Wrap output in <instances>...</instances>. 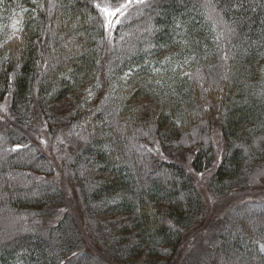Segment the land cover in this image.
<instances>
[{
  "label": "trees",
  "instance_id": "16d2710c",
  "mask_svg": "<svg viewBox=\"0 0 264 264\" xmlns=\"http://www.w3.org/2000/svg\"><path fill=\"white\" fill-rule=\"evenodd\" d=\"M102 19L93 0H0V264H264V0H143L110 48ZM39 126L73 143L68 170L107 256L67 211ZM156 147L213 167L222 205Z\"/></svg>",
  "mask_w": 264,
  "mask_h": 264
},
{
  "label": "rangeland",
  "instance_id": "374dc122",
  "mask_svg": "<svg viewBox=\"0 0 264 264\" xmlns=\"http://www.w3.org/2000/svg\"><path fill=\"white\" fill-rule=\"evenodd\" d=\"M114 29V28H113ZM113 29L111 34L109 35L108 31V47L111 46V39L113 35ZM0 116L2 117L1 122L6 123V120L12 121V117H8V110L5 105L0 106ZM10 122H7L9 124ZM8 126V125H7ZM28 132L32 136L33 139L36 140L38 146L43 150L45 154L48 155V158L55 164L57 172L56 175L52 177V180L61 184L63 189L65 190L68 196V203L66 205L67 211L72 212L79 219L80 224L84 229H87V235L91 241L94 243L97 250L105 257L106 251L103 249L101 245L98 243V239L96 237V232L93 228L88 226V223L84 219V214L82 212L83 205L81 203V198L79 194V190L76 186V181L74 180L73 174L68 170L69 161L75 157L72 155V146L73 143L65 140L62 134H54L46 131L44 126H39V130L34 132L31 128L28 129ZM46 141V143H41V141ZM215 148H216V160L214 162V167H217L221 162L222 155L225 152L223 148V142L221 137L216 134L215 135ZM36 143V144H37ZM157 148V147H156ZM155 148V149H156ZM195 154L193 152H181L177 150L164 149L159 151L155 150V157L159 161H167L174 162L181 165L194 179V181L198 184L199 189L201 190L207 205L209 206L210 211H213L217 206L222 205V202L219 203L217 199L210 193L208 189V184L210 177L212 176L214 168H209L207 170H203L198 172L195 170L193 166ZM70 161V162H71ZM264 171H260L262 173ZM201 173L203 175H201ZM66 210V209H65ZM206 221H208L206 219ZM217 225V224H216ZM218 226V225H217ZM111 264V263H110Z\"/></svg>",
  "mask_w": 264,
  "mask_h": 264
},
{
  "label": "snow or ice",
  "instance_id": "6c2138e0",
  "mask_svg": "<svg viewBox=\"0 0 264 264\" xmlns=\"http://www.w3.org/2000/svg\"><path fill=\"white\" fill-rule=\"evenodd\" d=\"M32 3H36V0H32ZM93 3H94V7L98 10L99 14L103 18L102 19V26L106 29V31H108V33L110 35L112 29L116 25H119L120 23H122L121 17H126V14H127L128 10H129V8L133 4H141V3H143V0H122V2H118V3H110L109 0H93ZM41 7H42V5H41ZM233 7L234 8H239V7H242V5L235 4V5H233ZM23 11H27V9H22V12ZM20 23H21L20 20H14L12 22L11 27L14 30L13 31V35H15L17 31L21 30V29L18 28V25ZM229 31H231V30H229ZM193 58H195V57H193ZM225 58H227V57L225 56ZM4 59H7V56H5ZM170 59H171L170 57H166L165 61H163L161 63L162 64L163 63H167V62L170 61ZM145 63L147 65V64H150L151 62L146 61ZM184 63L185 64L188 63L187 59H185ZM177 67L180 68L181 71H182L183 65H177ZM172 70L175 72L176 68H173ZM133 71H134L133 69H129L128 72L124 73V76L121 77V79L125 83H127L128 78L132 75ZM152 72L155 73V74H160L161 69L155 68L153 66L152 67ZM184 75H188V73H184ZM155 83L157 85H161L162 84L161 80H156ZM97 87H99V84H97ZM88 95H89V97L92 96L91 89L88 90ZM105 99H107V97ZM177 123H179V121H177ZM41 143H46V141L42 140ZM22 147H24V146L17 145L16 149H14V150L20 149ZM155 150L159 151V148L157 147ZM201 175H203V174L201 173ZM261 248H262V250H264V245H261ZM76 255H77V253H72V256H76ZM68 264H71V260L68 261Z\"/></svg>",
  "mask_w": 264,
  "mask_h": 264
}]
</instances>
